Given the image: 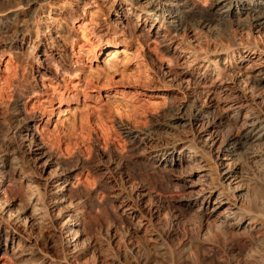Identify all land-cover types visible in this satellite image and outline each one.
Listing matches in <instances>:
<instances>
[{"label": "bare ground", "instance_id": "bare-ground-1", "mask_svg": "<svg viewBox=\"0 0 264 264\" xmlns=\"http://www.w3.org/2000/svg\"><path fill=\"white\" fill-rule=\"evenodd\" d=\"M195 1L0 0V35L32 70L46 69L42 57L59 45L62 18L82 3L83 13L95 6L105 18L114 14L108 22L114 27L134 20L141 31L159 38L177 65L163 77L186 93L148 128L122 123L129 154L97 152L89 166L98 181L96 196L89 190L78 195L72 183L90 165L83 158L85 145L68 163L46 149L55 147V140L38 127L46 113H54V103L66 98L73 74L65 64L58 61L54 77L43 82L49 108L42 104L30 113L23 94L6 104L0 132V250L17 264H104L96 260L101 242L89 230L96 223L91 210L104 211L106 203L136 240L131 251L140 252L142 264H166L173 251L181 259L194 251L217 256L241 246L249 250L242 264L261 262L264 211L252 206L263 203L264 195V45L256 39L264 34V5H259L264 0H206L208 7ZM63 53L56 51L60 58ZM22 78L9 72L6 96ZM83 124L82 135L89 128ZM165 178L168 186L161 193L158 180ZM100 193L104 199H93ZM85 202L91 204L88 212L80 207ZM166 209L197 229L170 245L159 222ZM110 225L107 230L115 228Z\"/></svg>", "mask_w": 264, "mask_h": 264}, {"label": "rangeland", "instance_id": "rangeland-1", "mask_svg": "<svg viewBox=\"0 0 264 264\" xmlns=\"http://www.w3.org/2000/svg\"><path fill=\"white\" fill-rule=\"evenodd\" d=\"M195 2L197 5L199 4V7H208L209 5L206 0ZM259 5L263 6L264 1L260 2ZM79 6H76L77 11L73 10L61 20L65 30L59 47L57 46L56 50L48 48L46 55L42 57L46 67L45 70L41 69L45 73L44 78H42V72L32 70L27 58L16 54L7 44L6 37L0 35V132L2 129L1 116L3 110H6V104H12L16 96L20 94H23L22 103L27 104L30 113L37 111L42 104L49 108L46 97L43 96L44 92H42L44 90L42 89L43 82L46 81L48 84V79L54 77L58 69V61L65 64L68 72L73 74L71 76L67 74L70 77L68 81L70 84L68 83V88L65 90V102L56 101L54 113L51 115L46 113L38 127L47 137L55 140L56 146L53 148L49 146L46 149L57 158L67 160L68 163L75 162V156H78L80 152L79 146L85 145L83 158L85 157L86 163L90 165L81 171L79 177L73 178L72 183L77 187L78 195H83L89 190L94 196L98 181L89 166L91 167L96 160L97 152L129 154L127 150L130 146L129 138L123 133L122 123L138 125L137 127L141 129L148 128L163 110H169L170 107L177 105L184 99L186 93L183 92L182 87L177 82L163 77L165 69H176L177 65L174 55L172 56L171 52L165 51L159 38L150 36L146 31H141L136 27L134 20H127L120 26L114 27L113 24L108 23L110 19L115 18L114 14H111L109 19L100 14L95 6H88L84 13L82 3ZM81 24L83 25L81 26ZM100 24L102 27H99ZM219 25L216 27L218 26L221 31H224L225 25ZM122 30L125 33L121 32ZM256 39L259 45L263 47L264 34L257 36ZM56 51H63V58H60ZM15 71L20 73L23 78L20 81V88L18 87L8 97L3 91L6 86L4 81L9 72ZM34 76L36 77L34 78ZM79 79L81 82L76 86L77 88L75 86L73 88L71 85L77 83ZM35 83L39 85L38 88L34 85ZM64 89L66 88H61V90ZM83 123L89 124L84 135L81 134V124ZM85 124L83 125L85 126ZM167 181V178L163 181L158 180V183H161L157 185L160 192L168 186ZM262 196L263 203L254 201L253 209L257 207V211H264V195L262 194ZM102 197L100 193L98 197L93 199L98 201ZM256 204L257 206H255ZM82 205L80 207L84 210L83 212L90 210L91 204L85 202ZM104 207V209L102 208L104 211L96 208L91 210L92 215H94L92 220H95L93 224L94 222L97 224L93 225L92 230L88 229L101 242L98 243V246L102 250L98 248L96 260L99 262L102 260L101 262L104 264H142L139 261L140 252L135 254L136 252L131 251L136 240L130 239L126 235L121 219L113 212V207L107 203ZM163 213L159 222L163 226L167 243L170 242V245L182 240L187 231L195 230L197 227L193 224L188 226L186 218L184 219L185 222L176 220L167 209ZM112 224L115 228L107 230V227L112 226ZM42 246L44 248V245ZM46 248L45 246L44 249L50 250L52 254L55 251L53 248ZM125 249L127 252L124 251ZM247 251H249L248 248L244 246L235 252H228L227 254L222 252L219 254L220 256L211 255L207 250L202 253L194 251L192 256L181 259L173 251L169 262L166 264H180L179 262L181 264H242ZM0 264H17V262L9 253L6 254L0 250ZM153 264H157V262ZM259 264H264V256Z\"/></svg>", "mask_w": 264, "mask_h": 264}]
</instances>
